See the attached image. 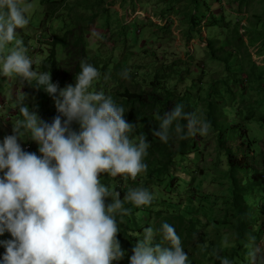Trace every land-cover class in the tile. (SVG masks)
Here are the masks:
<instances>
[{
  "label": "rangeland",
  "instance_id": "rangeland-1",
  "mask_svg": "<svg viewBox=\"0 0 264 264\" xmlns=\"http://www.w3.org/2000/svg\"><path fill=\"white\" fill-rule=\"evenodd\" d=\"M28 2L29 23L17 33L33 70L43 72L47 66L51 81L63 87L74 83L82 60L92 64L101 73L92 90L112 96L125 108L126 120L136 124V134L145 133L150 142L146 172L135 179L100 176L122 201L132 188L153 194L150 205L125 202L129 214H117L122 241L118 234L117 239L125 256L111 264H128L143 229L158 230L164 222L180 236L190 264H219L217 256L231 264H252L254 248L260 249L255 264H264L258 242L264 219V0ZM64 33L68 45L57 46L55 65L49 59L50 41ZM125 69L127 79L121 75ZM31 85L0 76V140L22 119L17 105L24 94V103L45 121L58 115L52 98ZM155 85L161 88L157 95L174 94L164 113L181 104L183 111L209 122V133L180 139L171 132L165 143L169 155L158 154L154 147L160 139L151 130L159 122L132 121L130 115L137 112L122 96L151 98ZM18 142L25 151L37 150L27 138ZM228 154L245 168L233 169ZM6 239H11L7 231L0 235Z\"/></svg>",
  "mask_w": 264,
  "mask_h": 264
},
{
  "label": "clouds",
  "instance_id": "clouds-1",
  "mask_svg": "<svg viewBox=\"0 0 264 264\" xmlns=\"http://www.w3.org/2000/svg\"><path fill=\"white\" fill-rule=\"evenodd\" d=\"M30 7L28 0H0V76H15L22 85L35 80L31 86L52 98L58 115L45 121L24 103V94L17 105L22 119L0 140V235L7 231L11 236L0 240V264H111L125 256L117 239V214H129L125 202L150 205L153 194L132 188L122 201L120 192H110L100 176L135 179L146 172L150 142L145 133L136 134V124L126 120L125 108L112 96L92 90L101 78L92 64L82 60L74 83L63 87L51 81L48 70H33L17 33L29 23ZM121 75L127 79L128 70ZM158 120L151 134L164 143L171 132L184 139L210 130L208 121L183 111L181 104ZM25 138L37 145L36 152L21 147L18 141ZM259 251L249 252L252 264ZM131 252L128 264H190L180 236L167 222L158 230L144 228ZM217 259L231 264L226 257Z\"/></svg>",
  "mask_w": 264,
  "mask_h": 264
},
{
  "label": "trees",
  "instance_id": "trees-1",
  "mask_svg": "<svg viewBox=\"0 0 264 264\" xmlns=\"http://www.w3.org/2000/svg\"><path fill=\"white\" fill-rule=\"evenodd\" d=\"M250 27H253V26H249L248 29H250ZM68 38H69L68 33H64V35L54 36L53 39L50 41L51 47H50V52H49V59L52 61L53 64L55 65L57 64V58H56L57 46L59 44L61 45L63 44L67 46ZM240 42L243 43L241 38H240ZM44 68H45L44 71H47V66H45ZM160 90L161 88L158 85H155L154 88L152 89L153 94L151 98L145 97V95L142 96L140 94L125 93L122 95L124 98L123 103L129 106L132 110H136L135 112H137L136 116H134V114L130 115V117L132 118V121H134L135 119L137 120L139 119L138 121L140 122H146L152 119V122H160L158 120V117L163 115L164 110L169 109L168 100L171 99L169 97H172L174 95L172 92H168V95L165 94L164 96L157 95V93H159ZM138 113H139V117H138ZM154 118L157 121H154ZM180 123L183 126L185 124V121L181 120ZM156 140L158 139L156 138ZM155 149L157 150L158 154L162 156L169 155L167 154V144H165L164 142L160 141V143L156 145V148L154 147V150ZM228 156H229V163L233 169L238 170L239 168L241 170L245 168L244 165L242 164L239 165V160L236 159L233 155L228 154ZM248 168H249V165H248ZM119 240L122 241V236L120 237V235H119Z\"/></svg>",
  "mask_w": 264,
  "mask_h": 264
},
{
  "label": "built area",
  "instance_id": "built-area-1",
  "mask_svg": "<svg viewBox=\"0 0 264 264\" xmlns=\"http://www.w3.org/2000/svg\"><path fill=\"white\" fill-rule=\"evenodd\" d=\"M28 147L29 146H27L25 148H28ZM260 226H261V228H260L258 242H259V245H261V246L263 245V247H264V219L262 220V223H261Z\"/></svg>",
  "mask_w": 264,
  "mask_h": 264
}]
</instances>
